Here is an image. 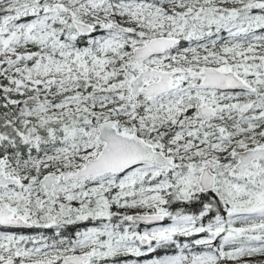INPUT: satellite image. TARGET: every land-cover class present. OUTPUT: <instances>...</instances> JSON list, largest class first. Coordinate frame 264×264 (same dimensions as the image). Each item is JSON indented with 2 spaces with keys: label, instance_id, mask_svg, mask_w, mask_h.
Here are the masks:
<instances>
[{
  "label": "snow or ice",
  "instance_id": "obj_1",
  "mask_svg": "<svg viewBox=\"0 0 264 264\" xmlns=\"http://www.w3.org/2000/svg\"><path fill=\"white\" fill-rule=\"evenodd\" d=\"M0 264H264V0H0Z\"/></svg>",
  "mask_w": 264,
  "mask_h": 264
}]
</instances>
